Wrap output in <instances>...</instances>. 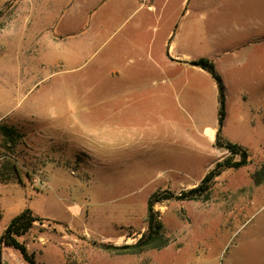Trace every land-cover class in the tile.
<instances>
[{"label": "rangeland", "instance_id": "1", "mask_svg": "<svg viewBox=\"0 0 264 264\" xmlns=\"http://www.w3.org/2000/svg\"><path fill=\"white\" fill-rule=\"evenodd\" d=\"M169 1L176 17L190 11L191 50L223 80L227 126V112L217 123L218 86L208 72L192 75L199 91L175 84L166 98L140 100L139 88L168 84L119 66L24 65L21 46L7 40L11 4L0 6V239L29 209L42 220L17 239L37 264H264V181L256 182L264 170V0ZM199 35L204 42L194 43ZM227 144L248 150L245 166L235 167L242 156ZM215 170L207 193L181 199ZM153 195L163 199L154 214L157 244L166 245L132 253L128 246L148 232ZM0 264L28 263L0 243Z\"/></svg>", "mask_w": 264, "mask_h": 264}, {"label": "crops", "instance_id": "2", "mask_svg": "<svg viewBox=\"0 0 264 264\" xmlns=\"http://www.w3.org/2000/svg\"><path fill=\"white\" fill-rule=\"evenodd\" d=\"M190 1L183 0L182 6ZM4 3L11 4L7 40L21 46L24 65L72 71L89 65L119 66L125 75L142 73L153 84H168L154 93L139 88L140 100L153 94L155 99L166 98L176 89L175 84L186 86L182 91L193 84L199 91L198 79L192 75L207 77V72L191 64L203 57L198 49L191 50V35L196 32L184 27L190 11L176 17V8L169 10V0H4L0 6ZM133 20L136 26L128 32ZM200 35L194 43L204 42ZM120 95L127 104L132 98L129 89ZM226 112L227 126L231 119L227 99ZM243 120L235 118L232 123L242 125Z\"/></svg>", "mask_w": 264, "mask_h": 264}, {"label": "trees", "instance_id": "3", "mask_svg": "<svg viewBox=\"0 0 264 264\" xmlns=\"http://www.w3.org/2000/svg\"><path fill=\"white\" fill-rule=\"evenodd\" d=\"M194 66L200 67L201 69L208 72L218 86V94H219V126L222 127L226 117V95H225V86L223 80L219 73L217 72L215 64L210 61L209 59L202 58L195 62H193ZM0 128H3L0 126ZM6 129V128H5ZM219 139V134H217V140ZM227 147L232 151L233 154H240L242 156V161L235 165V167H243L247 164L248 159V150L242 148L240 145L237 144H227ZM218 167H222V165H218ZM264 169V168H263ZM219 171H212L210 172L205 179L203 180L202 184L192 189L190 192L183 194L181 199H185L187 197H197L196 195H203L207 193L211 187L212 182L214 179L219 176ZM259 178L256 179V182L262 183L264 181V170L258 173ZM163 199L156 198L155 195L151 197L148 202V232L145 234L137 244L128 246L129 249L132 250V253H141L146 249H159L165 244H157V241L162 237L161 230H162V223L157 219L156 215L154 214V206L161 202ZM42 220L38 218H32L31 211L28 209L25 212L21 213L17 217H15L9 226L6 228L4 234L1 236L0 243H5L9 247H13L20 251L24 260L28 264H37L34 257L28 253V250L24 244H22L18 239L17 236L25 233L32 225L33 222Z\"/></svg>", "mask_w": 264, "mask_h": 264}]
</instances>
